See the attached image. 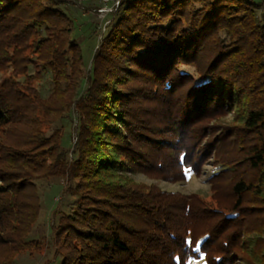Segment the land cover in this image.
I'll return each mask as SVG.
<instances>
[{
    "label": "trees",
    "instance_id": "obj_1",
    "mask_svg": "<svg viewBox=\"0 0 264 264\" xmlns=\"http://www.w3.org/2000/svg\"><path fill=\"white\" fill-rule=\"evenodd\" d=\"M68 3L0 0V264L45 252L28 238L56 179L74 200L50 226L58 264H264V10L121 0L85 72ZM72 111L68 151L55 125ZM208 164L207 198L132 178Z\"/></svg>",
    "mask_w": 264,
    "mask_h": 264
},
{
    "label": "rangeland",
    "instance_id": "obj_2",
    "mask_svg": "<svg viewBox=\"0 0 264 264\" xmlns=\"http://www.w3.org/2000/svg\"><path fill=\"white\" fill-rule=\"evenodd\" d=\"M65 11L73 21V38H75L83 52L84 70H91L92 54L102 39L110 29L114 13L117 10L121 0H107L105 3L101 0H68ZM255 3H262L263 0H253ZM257 4V3H256ZM256 14L259 15L264 10V3L258 4ZM180 70L192 75L196 81L197 78L192 67L182 66ZM33 71V68L30 69ZM38 91L42 97H46L52 88L50 75L43 76L41 82L37 85ZM87 88V81L83 79L78 90V96H82ZM77 126V117L74 111L70 112L66 118L58 122L55 127L62 129V145L70 151L75 142V129ZM210 164L204 166L198 176L188 172L184 181L177 183H167L161 180H151L142 175H132V178L144 184H154L162 190L180 192L183 194L197 193L207 198L210 195L207 179L217 172ZM39 194L41 198L42 211L40 218L35 225L28 239H44L46 245L45 252L40 254L24 253L21 254L13 264H58L59 259L53 257V250L50 247L51 230L50 226L56 221L61 213H67L74 204L73 198L69 193L63 192L65 181L63 179L39 182ZM186 264H204L202 256L198 260L190 259Z\"/></svg>",
    "mask_w": 264,
    "mask_h": 264
},
{
    "label": "crops",
    "instance_id": "obj_3",
    "mask_svg": "<svg viewBox=\"0 0 264 264\" xmlns=\"http://www.w3.org/2000/svg\"><path fill=\"white\" fill-rule=\"evenodd\" d=\"M252 1H253V0H252ZM253 2H254V1H253ZM256 3H257V4H263V3H264V0H263V2H262V3H261V2H260V3L256 2Z\"/></svg>",
    "mask_w": 264,
    "mask_h": 264
},
{
    "label": "built area",
    "instance_id": "obj_4",
    "mask_svg": "<svg viewBox=\"0 0 264 264\" xmlns=\"http://www.w3.org/2000/svg\"><path fill=\"white\" fill-rule=\"evenodd\" d=\"M101 1L105 3L107 0H101Z\"/></svg>",
    "mask_w": 264,
    "mask_h": 264
}]
</instances>
